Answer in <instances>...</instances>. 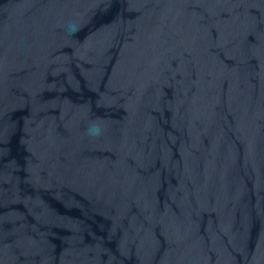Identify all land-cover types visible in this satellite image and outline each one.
<instances>
[{
    "label": "water",
    "instance_id": "obj_1",
    "mask_svg": "<svg viewBox=\"0 0 264 264\" xmlns=\"http://www.w3.org/2000/svg\"><path fill=\"white\" fill-rule=\"evenodd\" d=\"M0 264H264V0H0Z\"/></svg>",
    "mask_w": 264,
    "mask_h": 264
}]
</instances>
